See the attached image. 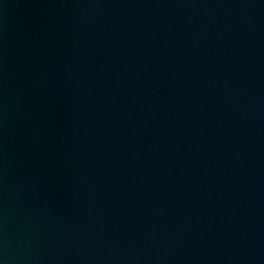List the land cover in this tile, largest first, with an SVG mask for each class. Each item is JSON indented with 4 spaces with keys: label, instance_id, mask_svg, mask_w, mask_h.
Wrapping results in <instances>:
<instances>
[{
    "label": "water",
    "instance_id": "obj_1",
    "mask_svg": "<svg viewBox=\"0 0 264 264\" xmlns=\"http://www.w3.org/2000/svg\"><path fill=\"white\" fill-rule=\"evenodd\" d=\"M0 264H264V0H0Z\"/></svg>",
    "mask_w": 264,
    "mask_h": 264
}]
</instances>
